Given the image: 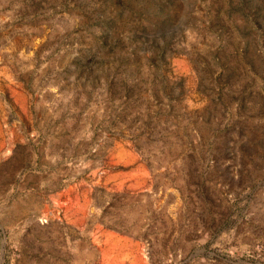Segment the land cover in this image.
Wrapping results in <instances>:
<instances>
[{
    "label": "rangeland",
    "instance_id": "obj_1",
    "mask_svg": "<svg viewBox=\"0 0 264 264\" xmlns=\"http://www.w3.org/2000/svg\"><path fill=\"white\" fill-rule=\"evenodd\" d=\"M0 264H264V0H0Z\"/></svg>",
    "mask_w": 264,
    "mask_h": 264
},
{
    "label": "crops",
    "instance_id": "obj_2",
    "mask_svg": "<svg viewBox=\"0 0 264 264\" xmlns=\"http://www.w3.org/2000/svg\"><path fill=\"white\" fill-rule=\"evenodd\" d=\"M24 203V202H23Z\"/></svg>",
    "mask_w": 264,
    "mask_h": 264
}]
</instances>
